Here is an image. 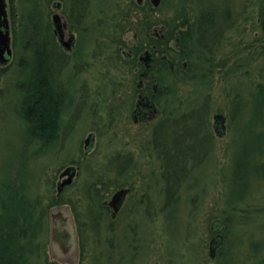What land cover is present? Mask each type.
Instances as JSON below:
<instances>
[{"label":"rangeland","instance_id":"1","mask_svg":"<svg viewBox=\"0 0 264 264\" xmlns=\"http://www.w3.org/2000/svg\"><path fill=\"white\" fill-rule=\"evenodd\" d=\"M52 1H6L11 29L18 36L11 30L12 55L0 62L5 68L0 72V199L9 202L20 197L17 211L26 210V216L25 228L15 229L24 232L12 245L17 260L3 255L0 264H71L72 257L77 264H113L119 247L114 231L123 234L122 229L128 228L136 230L135 242L126 248L122 244L124 259L116 264H124L125 258L132 260L130 264H224L222 256L230 259V251L238 261L249 253L253 259L247 264H264V0H199L203 15L212 8L215 29L222 30L209 28L210 48L196 58L202 69L194 73L203 80L209 76L208 84L195 77L164 74L173 84L167 95L170 116L193 109L197 122L193 130L183 132L180 141L192 143L191 156L177 166L169 162L175 157L167 139L166 146L161 144L165 139H157V151L151 147L155 148L152 129L158 133L161 126V135L167 137L171 117L157 115L134 123L127 114L136 92V58L146 49L151 51L153 44L146 29L151 27L150 35L155 34L159 27H152L153 19L168 18L173 6L196 0H161L157 7L162 8H146L150 15L145 21L137 16L145 13V7L134 6L135 0H85L87 6L79 7L87 10L88 22L82 23L71 53L80 94L73 89L66 93L62 83L63 94L51 99L56 113L59 109L55 134L30 126L21 112L26 98L16 86L25 78L18 65L22 42L40 39L42 29L51 32L53 11L64 14L69 5V0H61L58 9ZM119 38L125 45L122 50ZM47 39L58 44L56 36ZM47 72L55 80V74ZM67 72L63 69L59 75L64 83ZM78 99L84 109L81 114L74 111L80 107H74ZM217 118L224 125L220 132L213 127ZM89 131L94 136L85 153ZM44 135L55 139L42 144ZM172 143L179 155L181 143ZM118 153L130 155L133 161L124 158L119 164ZM161 161L166 167L162 175ZM70 164L72 182L58 193L57 182L66 177L60 174ZM131 167L135 171L126 172ZM126 174L130 175L126 183L131 184L122 185L129 190L121 209L115 216L110 208L98 209L100 202L107 205L120 187L117 181H125ZM32 218L36 229H30ZM215 222L222 223L216 229H223V240L211 255ZM257 240L259 247H247Z\"/></svg>","mask_w":264,"mask_h":264},{"label":"trees","instance_id":"2","mask_svg":"<svg viewBox=\"0 0 264 264\" xmlns=\"http://www.w3.org/2000/svg\"><path fill=\"white\" fill-rule=\"evenodd\" d=\"M184 5L185 6L181 7L175 5V7L173 6L172 9L170 8L171 12L168 11L167 13L168 18L157 15L160 17L153 19L152 27L154 28L158 26L159 30L158 33L153 34L150 37L151 42H153L150 48L153 62L148 70L151 69L152 71L154 67L158 69L156 73H153L152 71V74L156 79L155 82H158L160 84L165 80L164 74L165 72L167 73V71L175 77L179 75L194 79V72L198 66L196 58H199V53L203 51L200 43L195 37L197 34L195 32V20L196 18L198 19L196 9L198 11V9L201 8L199 0H196V3L186 2ZM160 8L162 7H154L153 10H158ZM221 30L222 29H220L219 31ZM12 34L15 38L18 36L16 30H12ZM201 42L205 43L206 41ZM13 43L14 47L15 42L12 41V44ZM119 43L120 45L125 46L124 44H122L123 41L121 39ZM22 45L23 51H21L22 53L18 57V65H20L19 71L22 74H25V78L16 83V86L19 89H22L24 98H26V103L22 104L23 106L21 107V112L23 114L22 116L27 120L31 127H34V130L36 128L42 131L49 130L52 132L54 131L55 134L57 130L56 124L58 112L56 113V109H54L53 105H51V99L48 96L49 93L45 94V92L49 85L48 82L52 80L49 78L47 72V70L51 67L52 56L54 55V53H56V51L59 54L61 49H58V44L56 43V41L51 39L47 42L43 39H25L22 42ZM21 56L23 58L28 56V59L23 61ZM133 58H136V51H134ZM137 65L139 67H142V64L136 58V66ZM3 70L5 71V68L0 67V72H3ZM172 86L173 84L168 82V94H170V92L173 90ZM169 111H171V108L168 102L166 104L163 103L161 115H166L167 118L171 117V113H169ZM183 116H185V121L183 119ZM196 124L197 122L195 111L193 109H190L185 111V113L178 110L177 116L171 117V121L169 123L171 132L168 133V130L165 128L167 137H163L161 135V130L164 128H162L161 126L159 127L156 136L158 134L162 136V139H165L164 142L167 139V146L175 157L174 159H169V162L172 165L177 166L178 161L183 162L187 155L188 157L191 156V150L189 149L192 147V143H184V141L180 140L181 138H183L182 136L184 130H193ZM179 129H181V132L176 133ZM50 136H42L43 140L41 143L47 144L48 141H51L50 138L55 135H52L51 137ZM174 140L181 143V146L179 148V155L175 154L177 148L175 147L176 145H173L172 143ZM171 170H173L172 166H170L167 170L169 171V173L167 174L168 181L170 183L174 180V178L170 174ZM125 184H127L126 181H122L121 183H118L117 181V186ZM98 193L99 192L97 191L96 194ZM17 203L18 202L13 197L9 202L7 200L5 201L4 199H0V263L1 261H4L3 255L7 256V258L10 260H12V258L13 261L17 260L15 258L16 256H13V252H15L16 248H12V245L15 242V238L21 233H24H18L14 229L17 226L19 215L17 211ZM8 204L10 205V211L8 209ZM97 207L98 209L101 208L106 212L107 209H109V207L102 202H100ZM25 220L28 221V219ZM25 230L29 231L30 229ZM31 250H34V247H31ZM81 251H83L82 241Z\"/></svg>","mask_w":264,"mask_h":264},{"label":"flooded vegetation","instance_id":"3","mask_svg":"<svg viewBox=\"0 0 264 264\" xmlns=\"http://www.w3.org/2000/svg\"><path fill=\"white\" fill-rule=\"evenodd\" d=\"M7 1V0H6ZM69 5L66 7L64 14L60 13V15L56 14V11H53L52 14V27H51V32L49 29H42L40 31L39 34V38L47 41H50L49 38L50 36H56L57 41H58V45L61 48L60 53L58 54L57 51L56 53H54V55L52 56V62H51V67L49 69H51V71L55 74L56 78L55 80H51L49 81V85L46 89L45 94L49 93L48 96L50 99H54L56 98L57 95L59 94H63V85L65 86V92L67 93V91H69L70 89H73L75 91V93L77 92V90H79L78 95L80 94V88L78 87L79 82L74 81L73 78L74 76H76L78 74V72H76V64H75V60L74 57L71 55L72 51L76 49V42L77 39L79 37V29H83L84 27H82V23L83 22H88V13L87 10L84 12V8L83 7H79V6H83L86 5L87 6V2L85 0H69ZM7 4V2H6ZM228 4V3H227ZM51 5L55 8L61 9L62 8V1L61 0H54L51 2ZM133 5L134 6H140V7H145V13L144 14H138V18L139 19H143L144 21L148 18L147 15H150V11L146 8H149L151 10H153L154 6H153V1L152 0H135L133 1ZM157 7V6H155ZM230 10V9H229ZM156 11V10H154ZM213 9L211 8L208 15H203L202 12V7L198 9L197 11V17L196 18V30L195 32L196 34V39L198 40V42L200 43L201 48L203 49L202 52L199 53L200 56H202L204 53L207 52L208 48H210L209 46V35L211 34V29L212 28L214 30H220V29H215L216 28V19L215 22L212 19L213 18ZM230 13V12H228ZM9 19V18H8ZM93 18H91L92 20ZM86 20V21H85ZM203 21H207L205 23H203ZM222 29V28H221ZM146 36L148 38L151 37L150 33L152 31L151 27H148L146 29ZM46 32L47 35H44L43 32ZM68 37L69 42L66 43V45H63L61 43V41L65 40L66 36ZM81 37V36H80ZM216 37V36H215ZM67 40V41H68ZM39 41V40H38ZM201 41H206L205 43H202ZM151 42V39L148 41ZM83 46V45H80ZM152 46V45H151ZM123 47V45H118V48ZM122 50V48H121ZM144 52V51H142ZM67 53V54H65ZM126 55H129V52L124 51L123 52ZM132 54V53H131ZM68 56V57H67ZM152 59V56H150ZM138 60L139 62L142 64V67H136L134 68V73L137 75V81L135 83V88L134 90L136 91L134 93V101L131 103V105L129 106L128 109V114L127 117L129 116L131 118V121L134 123L137 122H142V121H146V120H151L153 118V116H160L161 115V110L163 107V103H167V95H168V82L166 80H164L161 84L158 82H155V78L152 74L151 69H146L144 68L145 64L144 62H142L140 55H138ZM201 64V63H200ZM214 64V63H213ZM226 64V63H225ZM228 65V62H227ZM65 69L67 70V74H66V83H64L62 81V79H59V75L61 74L62 70ZM202 67L201 65L198 66L196 68V71L201 72L199 70H201ZM197 72V73H198ZM213 72V65L212 67H208V73L209 75ZM197 73H194V77L195 79H198L200 81V84L205 83L208 84V78L203 80L201 78L197 77ZM54 76V75H53ZM63 83V85H62ZM80 84H82V82H80ZM52 85L58 86L59 88H55ZM74 94H72V98L74 97ZM57 101V100H56ZM82 100L78 99V101L76 102V104L74 105H80V107H78L77 109H74L75 112L81 114L82 111H84V109L82 108ZM82 109V110H81ZM59 112V109H58ZM222 124V120L220 118H217L216 121L213 122V127L215 132H220L222 131V128H218L217 127H221ZM92 134V136H94V132L93 131H89L87 134ZM152 134V144L154 142L155 144V148L151 145L152 149H154L155 151H157L156 148V142H158V138H162V136H160L159 134L156 136L157 131L153 130L151 131ZM158 137V138H157ZM161 144L165 145V142L163 141ZM163 152V150H162ZM119 154V153H118ZM127 159L129 162L133 161L132 158H130V155L128 156L127 154H119L118 158L119 164H122V160L123 159ZM147 161V160H146ZM151 161V160H149ZM140 163H142L143 161L140 159L139 161ZM152 162V161H151ZM160 165L159 167L161 168V175L164 173L165 171V165L163 162H159ZM78 167V165H77ZM135 171L134 167H131V169H127L126 172H130V171ZM120 171V169L118 170ZM77 174V172H76ZM125 176V181L128 178V176H130L129 174L124 175ZM131 184L130 182L127 183L126 185ZM128 187L129 186H125ZM125 197L124 196L122 202L119 205V209L112 214L113 216L116 215V213L121 209L124 201H125ZM17 200L19 202H21V198H17ZM34 205V204H33ZM108 206V205H107ZM34 210H36V207L34 206ZM111 213V212H110ZM26 215L24 214V212L19 213L18 215V225H17V229H24L25 228V223H24V217ZM35 219H33V224L30 226V229H36V225H35ZM221 222V221H220ZM218 225L222 226L221 224H218V222H215V225H211V230L214 232V235L210 238L209 241V246H210V254L212 255V253L216 252V249L218 248V246L221 245V242L223 240V235L221 233V230L223 229H216L218 228ZM123 231H125L123 234H121L119 231L120 229H116L115 234H114V240L117 242V244L119 245L118 249H117V256L113 262V264H116L118 261L124 259L121 254V252L130 244L132 245V242H135L134 240V232H136L135 229H122ZM131 241V242H130ZM122 244H125V248L122 249ZM254 245V246H253ZM252 247V249H254L256 246L259 247L258 245V240L251 243L249 247ZM221 248H219L218 250H220ZM221 253V252H220ZM230 255V259L225 258L226 255L222 256V260L225 261L226 263L224 264H247V262H249L250 260H252L253 258L249 255V253H245V256H248L247 258H244L241 261H238L236 258H233L232 255H235V253L233 251L229 252ZM252 258V259H251ZM131 259L125 258V263L126 262L128 264L131 263ZM70 263L71 264H77L78 260L75 257L70 258Z\"/></svg>","mask_w":264,"mask_h":264},{"label":"water","instance_id":"4","mask_svg":"<svg viewBox=\"0 0 264 264\" xmlns=\"http://www.w3.org/2000/svg\"><path fill=\"white\" fill-rule=\"evenodd\" d=\"M154 5H157L160 0H152ZM64 45H66L67 41H62ZM12 50L10 46V33H9V21L7 18V11L5 7V0H0V62H5L11 55ZM141 59L148 64L149 62V52H144L141 56ZM223 126L219 127L220 129ZM218 129V127H217ZM219 130V129H218ZM93 139L92 134L90 133L84 139V148L87 150L91 144L90 141ZM66 174V177L57 183V189L60 191L66 183L71 182L72 177L74 175V170L72 166H67L60 175ZM127 187H121L113 192L111 198L109 199V205L113 208L114 211H117L120 203L122 202L125 194L127 193Z\"/></svg>","mask_w":264,"mask_h":264}]
</instances>
